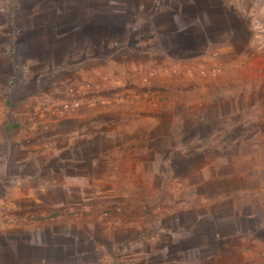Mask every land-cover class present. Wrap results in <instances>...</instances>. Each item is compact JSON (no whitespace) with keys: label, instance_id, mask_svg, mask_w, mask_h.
Masks as SVG:
<instances>
[{"label":"crops","instance_id":"obj_1","mask_svg":"<svg viewBox=\"0 0 264 264\" xmlns=\"http://www.w3.org/2000/svg\"><path fill=\"white\" fill-rule=\"evenodd\" d=\"M253 11L264 15V0ZM245 28L264 30L250 21ZM259 59L264 62V56L253 57L244 74L254 76L252 67ZM97 78L87 79L95 87L88 88L92 103L73 110L63 99L31 104L39 115L26 121L29 135L11 141L15 167L7 162L0 174V191L10 192L0 197V264H88L82 259L89 255H112L98 243L111 238L104 231L90 233L89 224L118 219L105 209L116 212L121 197L130 201L133 195L125 192L153 190L162 196L167 176L180 180L183 188L163 209L154 231L130 238L127 264H172L165 257L174 252L180 256L175 264H264V171L248 174L262 165V143L257 136L253 143L254 135H242L240 141L250 151L239 145L216 153L217 136L228 134L233 120L225 118L223 126L214 117L225 113L226 106L231 111L229 100L211 98L213 88H198L199 98L188 103L177 92L165 96L163 86L157 89L159 100L142 108L108 107L98 102L102 90ZM167 81L163 78V84ZM263 86L248 87V94H259ZM7 110L1 100L0 124ZM239 123L255 127L261 120ZM183 124V131L198 133L179 136ZM206 126L212 130L203 134ZM37 127L41 130L32 132ZM45 215L47 221L39 222L38 229L25 222ZM5 225L15 232L8 233ZM156 255L165 257L156 260Z\"/></svg>","mask_w":264,"mask_h":264},{"label":"rangeland","instance_id":"obj_2","mask_svg":"<svg viewBox=\"0 0 264 264\" xmlns=\"http://www.w3.org/2000/svg\"><path fill=\"white\" fill-rule=\"evenodd\" d=\"M257 1L261 0H0V101L8 108L0 124V174L7 162L15 167L10 161L14 150L9 145L19 134L30 131L26 121L34 122L39 115L32 107L37 102L62 99L72 110L92 103L88 88L95 87L89 86L87 79L94 81L96 74L102 90L98 102L123 109H139L159 100L157 89L163 86L165 96L177 92V97L188 103L197 101L198 88H213L216 93L211 98L225 97L232 106L230 112L226 106L225 113H216L214 121L225 126V118L233 120L230 132L217 136L216 153H229L239 145L248 152L251 148L240 141L242 135H254L253 143L257 136L262 143L258 145L262 165L248 174L264 171V86L259 94H248V87L258 85V90L264 83V62L255 61L254 76L244 74L253 57L264 56V30L245 28L249 21L264 26V15L255 16L253 11ZM167 77L165 85L163 78ZM182 80V85L176 84ZM51 88L55 89L45 91ZM177 88L182 90L175 91ZM35 92L39 94L36 97L32 95ZM223 114L226 117L222 118ZM256 120L261 123L252 124L255 127L239 123ZM7 125L17 127L7 130ZM183 126H179V136L189 138L199 131H183ZM36 129L41 130L32 128V132ZM209 130L206 126L203 134ZM164 186L162 196L153 190L125 192L133 197L130 201L121 197L116 202L117 213L106 208L118 219L93 222L89 229L97 234L104 231L111 238L98 243L112 255L99 253L96 258L89 255L82 260L127 264L133 235L154 231L163 209L183 188L180 180L168 176ZM9 193L2 189L0 197ZM45 218L47 215L28 217L25 222H34L33 229H38ZM8 225L6 231L15 232ZM161 257L165 256L156 255L155 259ZM165 258L175 264L180 256L174 252Z\"/></svg>","mask_w":264,"mask_h":264},{"label":"trees","instance_id":"obj_3","mask_svg":"<svg viewBox=\"0 0 264 264\" xmlns=\"http://www.w3.org/2000/svg\"><path fill=\"white\" fill-rule=\"evenodd\" d=\"M13 127H17V125H16V126H10V125H7L6 129H7V130H10V129H12Z\"/></svg>","mask_w":264,"mask_h":264}]
</instances>
